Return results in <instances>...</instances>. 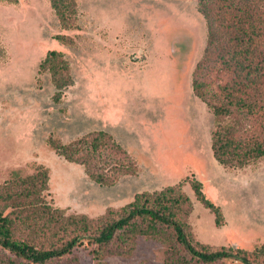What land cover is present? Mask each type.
<instances>
[{
	"label": "rangeland",
	"instance_id": "1",
	"mask_svg": "<svg viewBox=\"0 0 264 264\" xmlns=\"http://www.w3.org/2000/svg\"><path fill=\"white\" fill-rule=\"evenodd\" d=\"M76 2L74 28L63 29L49 0H0V187L48 168L47 200L67 215L97 218L138 193L180 184L192 201L186 229L194 244L261 246L264 160L242 169L221 165L212 150L213 114L193 91L207 39L198 0ZM53 50L64 53L74 79L58 103L50 73L40 72ZM100 130L134 158L137 175L100 186L48 143ZM193 179L222 209L223 227L196 198ZM171 245L166 237L136 236L128 253L113 247L95 258L84 242L71 257L73 264H199Z\"/></svg>",
	"mask_w": 264,
	"mask_h": 264
},
{
	"label": "trees",
	"instance_id": "2",
	"mask_svg": "<svg viewBox=\"0 0 264 264\" xmlns=\"http://www.w3.org/2000/svg\"><path fill=\"white\" fill-rule=\"evenodd\" d=\"M49 1L62 28H74L76 0ZM198 10L206 21L207 39L193 72V91L213 114L215 159L226 168H246L264 160V0H198ZM55 38L67 42L66 35ZM40 72L50 73L53 100L60 102L63 91L74 84L64 53L49 51ZM48 143L58 157L81 165L100 186L116 185L140 172L134 158L102 130L70 142L51 136ZM49 181L48 168L40 166L36 173L0 187V251L7 253L0 264H73L71 256L84 242L95 258L113 247V253L123 255L134 247L136 236L166 237L171 247L179 245L199 264H264V243L253 251L194 244L186 229L192 201L180 184L138 193L126 206L91 218L54 207L44 194ZM190 185L215 215L217 227H223L222 209L205 196L202 182L193 179Z\"/></svg>",
	"mask_w": 264,
	"mask_h": 264
}]
</instances>
